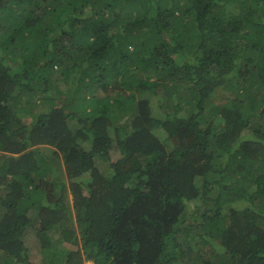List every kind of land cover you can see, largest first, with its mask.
Segmentation results:
<instances>
[{
	"label": "trees",
	"instance_id": "16d2710c",
	"mask_svg": "<svg viewBox=\"0 0 264 264\" xmlns=\"http://www.w3.org/2000/svg\"><path fill=\"white\" fill-rule=\"evenodd\" d=\"M84 262L264 264V0H0V264Z\"/></svg>",
	"mask_w": 264,
	"mask_h": 264
},
{
	"label": "rangeland",
	"instance_id": "374dc122",
	"mask_svg": "<svg viewBox=\"0 0 264 264\" xmlns=\"http://www.w3.org/2000/svg\"><path fill=\"white\" fill-rule=\"evenodd\" d=\"M22 100H26V98L23 97ZM29 122H30V120L26 121V123H29ZM28 232L29 233H27L25 240H24V243H25L26 247L31 250V260H34L37 262L39 259L38 254H39V250H40L39 241H38L36 235L34 234L35 232L33 229H29ZM61 245L64 248L69 249V247L67 245H63V244H61ZM82 264H90V263L84 262Z\"/></svg>",
	"mask_w": 264,
	"mask_h": 264
},
{
	"label": "clouds",
	"instance_id": "9594fccd",
	"mask_svg": "<svg viewBox=\"0 0 264 264\" xmlns=\"http://www.w3.org/2000/svg\"><path fill=\"white\" fill-rule=\"evenodd\" d=\"M39 109V108H38ZM27 124H29V123H27Z\"/></svg>",
	"mask_w": 264,
	"mask_h": 264
}]
</instances>
